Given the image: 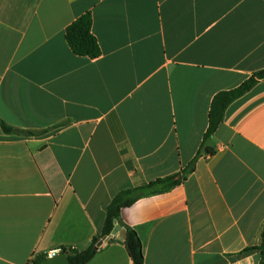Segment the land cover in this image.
Wrapping results in <instances>:
<instances>
[{
    "label": "crops",
    "instance_id": "crops-1",
    "mask_svg": "<svg viewBox=\"0 0 264 264\" xmlns=\"http://www.w3.org/2000/svg\"><path fill=\"white\" fill-rule=\"evenodd\" d=\"M86 13L96 59L66 40ZM263 69L264 0H0V121L17 130L0 125V264L86 249L119 192L191 164L121 211L145 264H260L264 80L199 152L214 97ZM114 238L89 264H132Z\"/></svg>",
    "mask_w": 264,
    "mask_h": 264
},
{
    "label": "trees",
    "instance_id": "trees-1",
    "mask_svg": "<svg viewBox=\"0 0 264 264\" xmlns=\"http://www.w3.org/2000/svg\"><path fill=\"white\" fill-rule=\"evenodd\" d=\"M92 26L93 19L91 13L84 14L67 28L66 40L76 55L96 59L101 55V50L96 37L92 33ZM262 80H264V69L252 74L251 77L238 88L221 92L214 97L209 113V128L202 143L199 155H214L215 152L208 143L222 123L227 108ZM0 125L5 133L11 134L17 132L15 128L4 121H0ZM27 134L36 135L34 132H27ZM193 171L194 165L191 164L175 176L159 179L145 186L122 190L114 197L108 206L104 226L92 239L89 247L83 250L67 247L62 248V252L66 253L71 264H89L102 249L98 247L99 242L102 240H115V238L112 237V232L116 224L120 222V215L123 209L131 207L144 197L166 192L181 185ZM124 228L127 231V239L123 241V245L127 250L132 264H145L143 244L138 233L128 226H124ZM259 250L261 251L260 264H264V233L263 242ZM46 258V255L39 256L32 264H41Z\"/></svg>",
    "mask_w": 264,
    "mask_h": 264
},
{
    "label": "water",
    "instance_id": "water-1",
    "mask_svg": "<svg viewBox=\"0 0 264 264\" xmlns=\"http://www.w3.org/2000/svg\"><path fill=\"white\" fill-rule=\"evenodd\" d=\"M120 235L123 240L127 239V231L121 227V225L116 224L112 236ZM105 240L99 242L98 247L103 245ZM41 264H71L69 258L67 257L66 253L60 252L55 254L54 256H48L45 260L41 262Z\"/></svg>",
    "mask_w": 264,
    "mask_h": 264
},
{
    "label": "built area",
    "instance_id": "built-area-1",
    "mask_svg": "<svg viewBox=\"0 0 264 264\" xmlns=\"http://www.w3.org/2000/svg\"><path fill=\"white\" fill-rule=\"evenodd\" d=\"M60 252H62V249H61V250H56V251L51 252V253L49 254V256H54L55 254L60 253Z\"/></svg>",
    "mask_w": 264,
    "mask_h": 264
}]
</instances>
